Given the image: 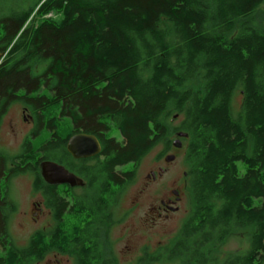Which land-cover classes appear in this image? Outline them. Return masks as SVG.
<instances>
[{"label":"trees","instance_id":"16d2710c","mask_svg":"<svg viewBox=\"0 0 264 264\" xmlns=\"http://www.w3.org/2000/svg\"><path fill=\"white\" fill-rule=\"evenodd\" d=\"M263 6L264 0H0V125L14 103L34 123L18 153L0 149V264H35L51 252L73 264H118L96 221L115 223L109 207L118 189L134 180L155 146L162 145L157 159L171 148L179 131L187 133L181 162L193 205L171 245L143 249L136 264H262ZM79 132L101 143L96 160L82 162L88 191L47 184L42 161L73 170L80 163L66 150ZM26 172L54 226L17 247L9 234L17 208L7 191ZM243 229L250 230L249 247L220 258L223 243Z\"/></svg>","mask_w":264,"mask_h":264},{"label":"rangeland","instance_id":"374dc122","mask_svg":"<svg viewBox=\"0 0 264 264\" xmlns=\"http://www.w3.org/2000/svg\"><path fill=\"white\" fill-rule=\"evenodd\" d=\"M264 8V6H263ZM262 8V9H263ZM241 95L236 94L232 100V107L238 111L241 107ZM18 103L10 105L0 125V149L8 154H16L20 151V145L26 135L34 128V123L28 117ZM180 117L174 120L178 123ZM46 132L38 134L33 142L44 138ZM118 137V133L116 134ZM176 137H173V140ZM182 148V145H181ZM162 145L155 146L138 164L134 180L125 185L118 194L113 210L117 218H124L113 225L107 240L108 248L113 252L118 264H136L139 256L146 247L150 252H156L158 248L171 245L182 222L188 216L191 209L189 185L184 177V166L181 162L182 149L171 147L159 159ZM166 154H174L172 163H166L163 159ZM162 167V174L157 175L158 168ZM150 171H154L157 177L152 179ZM32 173L26 172L15 176L7 191V196L17 210L10 216L9 234L12 242L17 247L27 244L30 235L38 229H45L53 224L52 218L42 205L41 194L32 190ZM172 190H177L180 201L178 211L167 212L168 217L157 216V206L160 201L173 196ZM53 226V225H52ZM250 230L235 231L227 239L221 249L222 258L227 253L243 252L249 247ZM149 253V252H148ZM34 264V263H32ZM38 264H72L65 255L51 252ZM154 264H180L178 260L172 262H155ZM264 264V262L262 263Z\"/></svg>","mask_w":264,"mask_h":264},{"label":"water","instance_id":"95a60500","mask_svg":"<svg viewBox=\"0 0 264 264\" xmlns=\"http://www.w3.org/2000/svg\"><path fill=\"white\" fill-rule=\"evenodd\" d=\"M3 57L4 54L0 53V61ZM174 117H176V115ZM176 136L177 137L172 141V146L175 148H180L182 145L180 138L186 137L187 133L179 131L176 133ZM66 150L75 159L87 158L99 153L100 144L94 135L77 133L69 137V139L67 140ZM174 159V154H166L164 156V160L166 162L173 161ZM40 173L44 181L49 184L57 185L65 183L70 186L80 184L78 182V179L72 173H70L61 164L54 161H42L40 163ZM173 193L177 195L176 190L173 191Z\"/></svg>","mask_w":264,"mask_h":264},{"label":"flooded vegetation","instance_id":"af4514ba","mask_svg":"<svg viewBox=\"0 0 264 264\" xmlns=\"http://www.w3.org/2000/svg\"><path fill=\"white\" fill-rule=\"evenodd\" d=\"M25 111V110H24ZM7 112V111H6ZM6 114V113H5ZM28 117H29V119L32 121V118L30 117V115H28ZM33 123V122H32ZM79 133H82V132H79ZM75 134H77V133H75ZM86 134V133H85ZM74 135V134H73ZM90 135H92V134H90ZM71 137V136H70ZM98 140V139H97ZM98 142H99V140H98ZM99 144H100V151H99V153L98 154H96V155H94V156H92V157H87V158H78L77 160H80V163L78 164V165H76L75 167H74V169L75 170H73V169H71V168H68V167H66V166H63L62 164V166L64 167V168H66L70 173H72L77 179H78V182L80 183V184H77V185H75V186H70V185H68V184H65V183H63V184H57V186H64L65 187V189L66 188H77V190L79 191V192H87L88 191V189L89 188H87V186H88V177L87 176H85V174H84V172L86 173V169H85V167H87V166H85V165H83V161H90V162H94L95 160H96V158L99 156V154H100V152H101V143L99 142ZM173 147V146H172ZM71 156V155H70ZM72 157V156H71ZM101 157V156H100ZM73 158V157H72ZM75 159V158H74ZM164 159V158H163ZM166 163H172V161H170V162H166ZM91 166H93L94 167V164L93 165H91ZM91 166H88V168H91ZM162 174V167H159L158 168V172H157V175L158 176H160ZM157 175H155V172L154 171H150V174H148L147 175V177L149 178V176H151V178L152 179H155L156 177H157ZM108 178V176L106 177V180H108L107 179ZM44 180V179H43ZM46 182V181H45ZM107 182H109V184H112V181H107ZM47 183V182H46ZM100 183V182H99ZM47 184H49V183H47ZM109 184H107V185H109ZM50 185H55V184H50ZM124 187H125V185H123L121 188H119L118 189V192L120 193L123 189H124ZM109 187H107V189H108ZM173 191H175V190H172L171 191V193L173 194V196L171 195V196H169V197H167L166 199H163V200H161L160 201V204L157 206V210L159 211V212H157V216H161V214H162V211L164 212V216L165 217H168L169 215L167 214V212H170V211H174V212H176V211H178V207L177 206H173V205H175L176 203H178L179 201H180V197H179V193H178V191H177V195H175L174 193H173ZM67 193V192H66ZM42 198V205H43V207L45 208V210H46V212L48 213V215H49V218L51 217L52 218V211H51V209H49L48 207H46V205H45V203H44V198H43V196H41ZM109 212H110V216L112 215V213H114V210H113V206L111 205L110 207H109ZM116 215V214H115ZM126 215V214H125ZM125 215H123L122 216V218H117L116 217V221H115V223H112L111 222V220H108V219H99L98 221H96L97 222V224L98 225H96V229H98V231L96 230V232H100L102 235H105V236H109L110 234V230L112 229V227H113V225H115V224H117V223H119V222H121L122 221V219L124 218V216ZM90 219V218H89ZM50 220V224H49V226L48 227H46L45 225L43 226V227H45V229H43L46 233H48L49 232V230L50 229H52V227L54 226V222H53V226L51 225V219H49ZM91 220V219H90ZM52 221H53V219H52ZM111 222V223H110ZM36 231V230H35ZM143 249H145V251H146V247H144ZM158 249H160V248H158ZM147 252H149V253H152V252H150V251H148L147 250ZM58 254H60V253H58ZM49 255V253H47L43 258H42V260H40V261H37L35 264H38L39 262H41V261H43L44 259H45V257L46 256H48ZM62 255H65V254H62ZM143 255V253H141V255L139 256V257H141ZM65 256H67L68 258H69V260L71 261V263L73 264V261H72V258H70L68 255H65Z\"/></svg>","mask_w":264,"mask_h":264}]
</instances>
